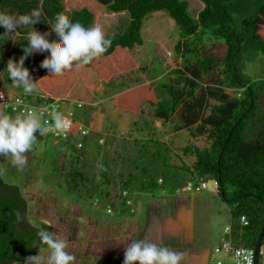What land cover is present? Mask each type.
<instances>
[{
	"label": "trees",
	"instance_id": "16d2710c",
	"mask_svg": "<svg viewBox=\"0 0 264 264\" xmlns=\"http://www.w3.org/2000/svg\"><path fill=\"white\" fill-rule=\"evenodd\" d=\"M90 1L97 9L125 13L124 30L96 40L91 33L94 15L87 8L66 18L61 0H0V11L18 16L26 25L11 41V31L0 19L1 70L10 81L17 75L36 73L41 94H20L26 101L92 104L91 86L135 69L131 53L144 43V20L154 13H166L177 28L174 53L181 59V67L168 74V97L160 101L151 84L145 83L120 93L116 107L144 114L147 105L146 112L154 119L177 121V130L188 129L194 137H206L207 147L191 143L181 149L182 156L193 161L191 165L182 161L181 169L194 185L206 178L219 184L217 195L232 207L229 238L234 248L255 250L258 242L264 247V78L253 80L245 75V59L264 54V0H200L204 7L196 17L190 15L185 0ZM205 36L212 39V46L203 42ZM51 37L57 47H67L72 56L38 68L33 47ZM227 89L239 93L230 95ZM75 136L77 144L78 135L64 141ZM71 148L74 154L67 161L65 184L96 190L99 200L114 211L119 203L122 214L130 213L122 192L127 190L133 202L129 196L133 177L110 175L104 170L98 181L88 176L86 142L80 155L77 146ZM92 178L96 185H91ZM161 183L164 188L165 181ZM156 184L148 182L142 189L152 191ZM117 186L120 195L115 191ZM0 194V264L26 263L49 247L32 249L30 245L52 240V236L28 220L26 199L17 185L3 182L1 170ZM114 197L121 198L117 204ZM242 217L248 222L246 226ZM18 249L24 250L22 256L16 255Z\"/></svg>",
	"mask_w": 264,
	"mask_h": 264
},
{
	"label": "rangeland",
	"instance_id": "374dc122",
	"mask_svg": "<svg viewBox=\"0 0 264 264\" xmlns=\"http://www.w3.org/2000/svg\"><path fill=\"white\" fill-rule=\"evenodd\" d=\"M61 1L66 18L71 12L83 8L92 11L91 33L96 40H102L108 34L121 33L125 28V13L97 9L90 0ZM185 1L193 17L204 7L200 0ZM0 19L11 31V41L15 40L18 30L26 26L18 16H9L2 11ZM27 27L32 29L31 25ZM141 33L144 43L131 53L135 69L91 86L92 104L82 103L78 107V102L67 103L60 109L65 115L71 111L74 122L90 131L84 139L87 148L84 154L90 158L88 176H95L99 181V174L107 170L110 175L133 177L129 195L135 208L133 214L120 213L122 207L117 201L121 198H112L113 203H118L114 211L108 203L99 200L96 190L65 184L67 161L74 154L71 147L76 148V136L69 142L56 141L47 133L38 115L14 116L10 111L1 115L2 180L20 188L27 202L28 220L49 232L54 240L51 247L40 250L25 264H115L113 253L116 244L113 239L117 237L113 229L119 225L118 238L124 245L122 255L128 252L125 246L150 226L149 245L143 253L148 260L157 258L164 248L170 261L173 252L166 238L171 234L178 244L185 247L186 253L196 256L197 264H210L211 261L226 263L228 253L225 251L215 253L214 257L212 254L226 237L225 228L231 224V205L219 198L213 179L203 180L207 189L200 193L184 189L194 182H190V175L181 169L182 161L188 165L193 161L183 157L181 149L191 143L200 148L207 147V138L194 137L188 129L177 130V121L165 123L154 119L146 112L147 105H144V114L127 113L116 107L120 93L145 83H150L158 99L163 101L168 97L165 90L170 82L168 74L181 67V59L174 53L179 38L177 28L166 13L148 16ZM210 39L205 36L203 42L212 46ZM33 52L38 68L72 56L67 47H57L53 37L43 45H35ZM245 75L253 80L264 78V54L245 59ZM36 78V73H33L17 75L10 81L0 66V89L10 96L28 94L36 97L39 94ZM226 93L235 95L239 92L227 89ZM82 151L80 149L78 155ZM96 179L92 178L91 185H96ZM158 179L165 181L164 188ZM148 182L157 183L154 190L142 189ZM62 184L63 187L60 186ZM177 189L179 193H176ZM115 191L121 194L118 186ZM150 205L162 206L163 209L166 228L162 244H159L162 239H158L159 217L156 214L149 217ZM108 209L113 212L109 213ZM260 262L264 264V257ZM229 263L232 264V258Z\"/></svg>",
	"mask_w": 264,
	"mask_h": 264
},
{
	"label": "built area",
	"instance_id": "2783aa9c",
	"mask_svg": "<svg viewBox=\"0 0 264 264\" xmlns=\"http://www.w3.org/2000/svg\"><path fill=\"white\" fill-rule=\"evenodd\" d=\"M66 103H61L55 100L50 103L45 104H35L31 101H26L22 96H10L7 92L0 89V118L5 111H12L21 116H34L38 115L42 118L44 127L47 133L51 134L56 141L67 140L72 135H78L80 140L77 142L76 146L78 149H82L84 145V139L88 136L89 130L86 127H82L80 124H76L73 120V114L71 111L67 115L61 112V108ZM78 107L82 106V103H77ZM101 142V141H100ZM161 182V180H160ZM185 191L200 193L206 190V184L204 181L198 184H188L185 186ZM219 189V184L215 182L216 192ZM177 193L180 192L179 189L176 190ZM122 196L126 198V205L130 208V213H134L135 209L132 206V201L128 197V191L122 192ZM109 213H112V209H108ZM243 225H247L248 222L245 217L241 218ZM230 227L226 228L225 239L222 240L221 244L215 249L212 257L215 253H220L225 251L232 256V264H254L255 261V250L250 248L238 247L234 248L230 241ZM264 257V247L259 250V260ZM210 264H224L222 261H211Z\"/></svg>",
	"mask_w": 264,
	"mask_h": 264
},
{
	"label": "crops",
	"instance_id": "0c3cea01",
	"mask_svg": "<svg viewBox=\"0 0 264 264\" xmlns=\"http://www.w3.org/2000/svg\"><path fill=\"white\" fill-rule=\"evenodd\" d=\"M40 94L41 93L39 91L38 95ZM161 207L162 206L153 207L150 205V208L148 209L149 217L150 215H153V214H156L159 217V220L157 221L160 224L158 227L159 228L158 229V233H159L158 239H162L160 240L159 244H162L163 240H165L163 235H164V231L166 228V225L164 226L165 221L162 218L163 209ZM120 213H121V210H120ZM120 227L121 225L113 229L114 236L117 237L113 239V243L116 244V251L113 253V263L115 264H197L196 256L189 255L188 253H186L185 247L182 244H178V242L175 241L177 240L175 239L176 237L175 236L172 237L171 234H168L166 238V240H169L168 245L173 252L170 261L168 262V258L166 257V250L164 248L160 251V254L158 255L157 258L148 260L145 257V255H143V253L147 245H149V241L147 242V240H148V235L151 233V230H152L151 228H149L150 226L148 227L147 230L146 229L141 230L140 228L141 231L138 234V236H136L135 240H131L132 243H129V246L128 245L125 246L127 247L128 252L122 255L120 253H122L124 245L118 238ZM120 244H121V247H120ZM230 258H232V256L229 254L228 259L226 260L225 264H230L229 263Z\"/></svg>",
	"mask_w": 264,
	"mask_h": 264
},
{
	"label": "flooded vegetation",
	"instance_id": "af4514ba",
	"mask_svg": "<svg viewBox=\"0 0 264 264\" xmlns=\"http://www.w3.org/2000/svg\"><path fill=\"white\" fill-rule=\"evenodd\" d=\"M0 196H2V194H0ZM53 244H54V240H53V237H52V240L38 242V243L30 245V247L32 249H36V248H41L42 246H45V245H49V247H51ZM23 254H24V250H22V249H18L17 252H16L17 256H22ZM22 264H25V263H22Z\"/></svg>",
	"mask_w": 264,
	"mask_h": 264
},
{
	"label": "water",
	"instance_id": "95a60500",
	"mask_svg": "<svg viewBox=\"0 0 264 264\" xmlns=\"http://www.w3.org/2000/svg\"><path fill=\"white\" fill-rule=\"evenodd\" d=\"M264 235V226H263V229H262V233H261V236ZM41 245V244H40ZM261 248V243L258 242L256 248H255V261H254V264H259V250Z\"/></svg>",
	"mask_w": 264,
	"mask_h": 264
}]
</instances>
